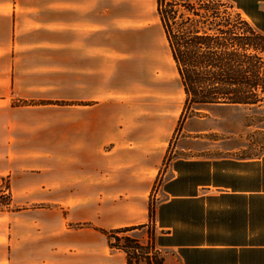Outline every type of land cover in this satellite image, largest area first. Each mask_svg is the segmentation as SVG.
<instances>
[{"label": "crops", "instance_id": "crops-1", "mask_svg": "<svg viewBox=\"0 0 264 264\" xmlns=\"http://www.w3.org/2000/svg\"><path fill=\"white\" fill-rule=\"evenodd\" d=\"M172 61L155 0H0V264H125L100 231L125 226L163 264H264L247 132L264 101L210 105L170 143L153 103H171Z\"/></svg>", "mask_w": 264, "mask_h": 264}, {"label": "trees", "instance_id": "trees-1", "mask_svg": "<svg viewBox=\"0 0 264 264\" xmlns=\"http://www.w3.org/2000/svg\"><path fill=\"white\" fill-rule=\"evenodd\" d=\"M155 2L184 93L179 122L204 114L210 105L260 100L258 53L264 52V34L248 20L249 0ZM135 227L100 231L111 247L125 252V264H163L151 238L141 243L126 233Z\"/></svg>", "mask_w": 264, "mask_h": 264}, {"label": "rangeland", "instance_id": "rangeland-1", "mask_svg": "<svg viewBox=\"0 0 264 264\" xmlns=\"http://www.w3.org/2000/svg\"><path fill=\"white\" fill-rule=\"evenodd\" d=\"M259 82L262 85L263 90H260V87L257 89V93L259 95V101L258 103H262L264 101V52H259ZM243 66H248L246 60H244ZM173 62V61H172ZM258 64V63H257ZM172 100L171 103H153L154 107L157 112V114L160 116V121L162 128L168 129L171 132V136L169 139V142H176V141H188V139L180 138L177 139L180 134H185V125L184 120L178 121L179 115L182 109L183 99H184V93L179 81V77L177 75V86L174 93H172ZM258 115L252 114L250 115V118L248 119V122L251 124H258ZM247 132L251 135V138H249V141H257V142H264V133L260 132V130L252 131L251 128L247 130ZM208 136L209 139H214L216 137V131H211L205 134ZM182 139V140H181ZM3 181V180H2ZM7 181L2 182L0 191H6L7 190ZM0 202L7 203V198H1ZM127 234H130V232H126ZM142 262V261H141Z\"/></svg>", "mask_w": 264, "mask_h": 264}]
</instances>
